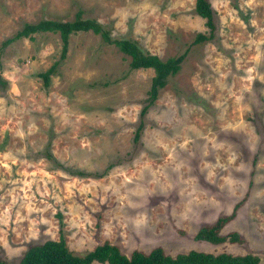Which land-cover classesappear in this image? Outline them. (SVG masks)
<instances>
[{"label": "rangeland", "instance_id": "obj_1", "mask_svg": "<svg viewBox=\"0 0 264 264\" xmlns=\"http://www.w3.org/2000/svg\"><path fill=\"white\" fill-rule=\"evenodd\" d=\"M195 1L0 0L3 260L61 235L77 255L109 242L126 255L161 247L264 264V0H209L214 36L199 44L210 31ZM77 10L162 61L186 52L143 117L153 70H131L91 32L70 35L62 61L58 34L1 48L24 24ZM56 62L45 87L39 75ZM233 211L221 233L242 243L194 240Z\"/></svg>", "mask_w": 264, "mask_h": 264}, {"label": "trees", "instance_id": "obj_2", "mask_svg": "<svg viewBox=\"0 0 264 264\" xmlns=\"http://www.w3.org/2000/svg\"><path fill=\"white\" fill-rule=\"evenodd\" d=\"M195 13L205 20L209 29V36L197 34L193 44H199L211 40L214 36V12L209 0H196ZM91 32L100 37L103 43L116 47L121 53L130 58L129 68L131 70H153L150 87L147 91L145 105L141 109L140 116L143 117L151 108L158 96V91L164 88L168 81L174 77L185 60L186 52L174 58L162 61L159 57L144 51L136 41L127 38L115 39L109 30L98 21L83 17V11L77 10L72 21L41 20L34 24L26 23L15 36L5 40L1 48H5L14 41L20 39H33V35L41 33L58 34L61 41L62 61L67 53L70 35L77 33ZM59 60V61H60ZM59 62L54 63L46 72L39 76L47 87L50 75H52ZM135 133L134 140L137 142L140 134V127ZM83 176L82 172H73ZM235 216V211L228 216H220L213 224L205 225L193 236L196 241H204L213 245H220L226 242L242 243L241 236L232 232L226 235L221 233L224 226ZM261 264L257 256L252 253L245 255H233L229 253L211 254L200 251H188L178 253L174 256L168 255L161 247H156L149 252L134 250L126 255L117 244L103 242L96 245L91 251L77 255L69 251L63 237L60 235L57 240H46L41 244H35L25 251L18 264ZM0 264H11L0 257Z\"/></svg>", "mask_w": 264, "mask_h": 264}]
</instances>
